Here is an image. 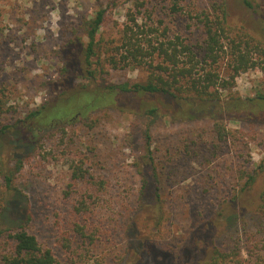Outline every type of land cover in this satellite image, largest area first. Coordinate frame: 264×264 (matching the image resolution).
<instances>
[{"label": "rangeland", "instance_id": "rangeland-1", "mask_svg": "<svg viewBox=\"0 0 264 264\" xmlns=\"http://www.w3.org/2000/svg\"><path fill=\"white\" fill-rule=\"evenodd\" d=\"M213 2L180 0L175 14L172 0H0V127L44 103L62 105L52 115L70 116L100 81H147L164 59L148 39L158 47L179 36L200 51L199 17ZM227 5L230 37L260 62L241 71L232 90L253 97L264 93V0ZM101 8L103 73L88 79L86 20ZM230 37L216 65L225 79L234 73ZM133 42L144 55L127 51ZM160 103L132 94L67 124L0 135L1 226L26 222L56 264H207L216 250L238 264H264V122L230 121L232 137L220 142L210 117L172 116L164 113L169 104L148 111ZM77 165L83 180L73 179ZM248 173L255 182L246 186ZM146 179L153 183L140 203ZM10 247L0 237V256Z\"/></svg>", "mask_w": 264, "mask_h": 264}, {"label": "trees", "instance_id": "trees-1", "mask_svg": "<svg viewBox=\"0 0 264 264\" xmlns=\"http://www.w3.org/2000/svg\"><path fill=\"white\" fill-rule=\"evenodd\" d=\"M182 10L180 0H172L171 11L176 14ZM202 14L203 17H199V20L202 23L204 41L200 51H195L193 44L179 40L182 39L179 36L176 37V41L173 39L161 41L158 47L153 45L151 39H148V44L153 46L154 50H159V54L164 55V59L154 65L147 81L134 83L100 81L92 93L88 92L89 97L86 96V100L76 106V111L72 115L66 117L52 115L51 111L59 109L62 105L49 108L44 103L30 110L25 117L13 123L3 124L0 127V135L11 129H15L14 132L17 133L23 127H27L30 132H41L57 126L60 122L67 124L77 117L87 116L102 105H108L132 94H147L161 99L160 104L148 109L151 114L163 113V104H169L170 110L164 113L172 116L188 119L210 117L213 120V132L220 142H226L232 137L234 129L229 126L230 121L264 122V93L259 92L253 97L244 98L232 90L236 76L241 71L257 66L260 62L250 56L249 50L242 46L241 41L230 37L233 27L230 24L227 0H214L212 11ZM104 15L105 9L101 8L93 17L86 20L88 41L82 70L85 69L84 77L88 79H96L103 73L101 54L98 52L102 41L99 40L98 34L104 21ZM229 37L234 57V73L230 75L231 80L221 77L216 66L222 53L225 52L227 44L225 40ZM131 44L134 45V50L128 46L127 51H133L135 58H137L135 51L141 55L145 54L142 44L128 43V45ZM95 56L97 59L94 60ZM181 57H185L186 60H182ZM108 59L114 66L117 65L113 55ZM74 100L77 99L72 96L63 105ZM145 140L150 150L151 134L148 129L145 131ZM148 159V164L151 166L154 163V157L148 155ZM86 176V169L77 165L73 179L79 181ZM247 177L246 186L253 185L255 174L248 173ZM6 179L5 185L9 186L10 177L7 176ZM152 183V180H145V186L140 194V203L143 201L144 190L148 184L152 185ZM156 194L160 198L158 191ZM6 196L5 190L0 188V237L4 236L11 244L10 249L0 256V264H56L57 260L53 250L40 243L37 236L26 228V222L17 226H1L2 216L7 208ZM262 201L264 205V193ZM207 264H238V262L232 261L228 253L216 250Z\"/></svg>", "mask_w": 264, "mask_h": 264}]
</instances>
